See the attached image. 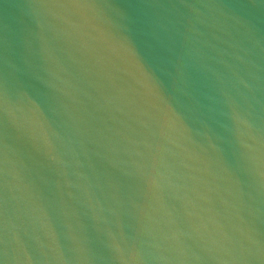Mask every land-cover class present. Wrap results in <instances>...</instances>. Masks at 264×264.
Here are the masks:
<instances>
[{
  "label": "water",
  "instance_id": "obj_1",
  "mask_svg": "<svg viewBox=\"0 0 264 264\" xmlns=\"http://www.w3.org/2000/svg\"><path fill=\"white\" fill-rule=\"evenodd\" d=\"M0 264H264V0H0Z\"/></svg>",
  "mask_w": 264,
  "mask_h": 264
}]
</instances>
